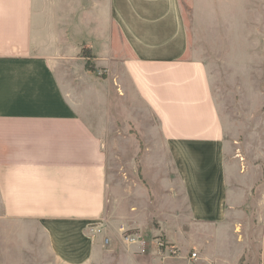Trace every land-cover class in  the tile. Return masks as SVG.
<instances>
[{
    "label": "crops",
    "instance_id": "1",
    "mask_svg": "<svg viewBox=\"0 0 264 264\" xmlns=\"http://www.w3.org/2000/svg\"><path fill=\"white\" fill-rule=\"evenodd\" d=\"M229 35L237 56L264 57V0H0V264H145L122 230L183 223L264 264V140L233 144L200 58L227 56ZM130 124L148 153L117 180L105 138ZM134 175L154 197L90 234L118 187L136 201Z\"/></svg>",
    "mask_w": 264,
    "mask_h": 264
},
{
    "label": "rangeland",
    "instance_id": "2",
    "mask_svg": "<svg viewBox=\"0 0 264 264\" xmlns=\"http://www.w3.org/2000/svg\"><path fill=\"white\" fill-rule=\"evenodd\" d=\"M186 1V0H185ZM185 18L191 33V39L196 38V47L200 52H207V44L204 42L203 31L201 26L196 29L194 24L190 21L188 3H185ZM230 37H233L230 39ZM230 39V40H229ZM227 49L223 53H228L227 56L212 55L200 58L205 60L209 66V72L213 81L214 98L219 106L221 116L225 125L231 131V141L234 144V138L238 134H250L252 131L260 133L254 141V144L263 142L264 140V57H240L236 55L235 50V35H229L227 40ZM219 44L217 43V47ZM216 52L221 53L220 49ZM202 55V54H201ZM89 70L92 67L88 66ZM130 132L125 133L126 129L122 126L116 127L117 132L110 133L106 137L107 153L111 167H116L117 180L123 178L124 173L132 172L134 161L141 163L143 154L147 148L148 136L141 132L140 129H135L133 124H130ZM147 128V127H146ZM156 130V126L147 130ZM115 135H118L115 137ZM249 143L252 139L249 136ZM148 153V151H147ZM255 155V154H254ZM259 163L264 164V153L258 154ZM254 160V159H253ZM115 165V166H114ZM128 166V167H127ZM264 175V169L262 171ZM119 176V177H118ZM123 181V179H122ZM127 184H133L135 190L136 201H124V186L121 185L116 191L118 208L115 214H110L102 218L99 222L100 226L107 229L108 235L110 231L115 233V226L112 221H122L123 213L126 206L136 204L139 206L142 202L147 205V198L154 197L148 183L139 178L137 175L126 179ZM131 184V185H132ZM231 187H239L237 184ZM260 187V186H259ZM111 221V222H110ZM158 224H156L157 226ZM185 223L178 225L174 231H160L151 235L142 234L141 232H127L126 234L136 235L138 243L128 249L123 245V235L125 231L122 230L121 235H118L119 241L130 255L141 256L145 264H244L243 260H239L240 255L237 254V248L233 245L227 248L228 253L223 248H215L207 240L209 234L201 228H187ZM121 228L123 226L121 225ZM89 230V229H88ZM120 231V230H119ZM110 238V237H109ZM162 238L165 243L171 244L178 251L175 258H170L168 252L165 250L162 253L155 247L154 241ZM193 252H198L199 260L197 262L190 261L188 258ZM228 254V255H227ZM188 257V258H187ZM212 257V258H211ZM238 257V259H237ZM167 258V259H165ZM241 258V257H240Z\"/></svg>",
    "mask_w": 264,
    "mask_h": 264
},
{
    "label": "built area",
    "instance_id": "3",
    "mask_svg": "<svg viewBox=\"0 0 264 264\" xmlns=\"http://www.w3.org/2000/svg\"><path fill=\"white\" fill-rule=\"evenodd\" d=\"M102 230L100 229V223H95L89 226V233L92 235H96L100 233ZM136 235L134 234H126L123 235V242L126 245L133 246L134 244L138 243V240L135 238ZM105 245H109L110 239L105 238L104 240ZM154 245L156 248H158L159 252L163 254V252L166 250L168 252V256L170 258H175V256L178 254V251L175 247H173L171 244L165 243L162 238H158L154 241ZM198 252H193L189 256V260L193 262H197L199 260ZM167 259V258H165Z\"/></svg>",
    "mask_w": 264,
    "mask_h": 264
}]
</instances>
